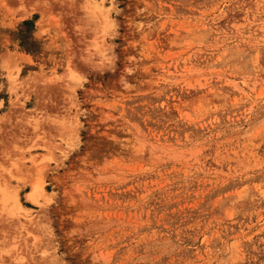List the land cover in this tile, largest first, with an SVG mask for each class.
<instances>
[{
  "label": "rangeland",
  "instance_id": "rangeland-1",
  "mask_svg": "<svg viewBox=\"0 0 264 264\" xmlns=\"http://www.w3.org/2000/svg\"><path fill=\"white\" fill-rule=\"evenodd\" d=\"M0 264H264V0H0Z\"/></svg>",
  "mask_w": 264,
  "mask_h": 264
},
{
  "label": "bare ground",
  "instance_id": "bare-ground-1",
  "mask_svg": "<svg viewBox=\"0 0 264 264\" xmlns=\"http://www.w3.org/2000/svg\"><path fill=\"white\" fill-rule=\"evenodd\" d=\"M34 189V188H33ZM42 191V185L41 186H38V188L36 187L35 189H34V191L31 193V195H30V197L32 198V197H34L33 195H35L36 193H38V192H41ZM30 194V193H29ZM31 200V199H30ZM33 200V199H32ZM34 201V200H33Z\"/></svg>",
  "mask_w": 264,
  "mask_h": 264
}]
</instances>
